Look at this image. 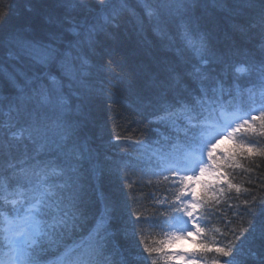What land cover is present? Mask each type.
<instances>
[{"label":"snow or ice","instance_id":"1","mask_svg":"<svg viewBox=\"0 0 264 264\" xmlns=\"http://www.w3.org/2000/svg\"><path fill=\"white\" fill-rule=\"evenodd\" d=\"M132 4L55 0L38 32L21 27L0 35V53L27 57L36 68L14 72L0 62V79L12 89L0 99V264H128L111 243L114 204L105 201L90 224L91 182L113 173L129 189L164 181L175 186V200L163 201L164 221L130 209L125 234L139 239L143 224L161 231L179 224L182 235L162 245L181 238L196 243L194 236L204 233L198 214L207 212L219 185L240 192L229 180L237 158H264V0H138L140 13ZM209 7L227 17V44L217 41L220 25L207 16ZM137 15V35L147 28L159 54L133 64L116 45L124 18ZM122 99H132L149 111L150 125L166 130L147 159L143 140L109 157L89 137L96 110ZM227 139L234 147L221 149ZM197 184L203 185L199 195ZM148 199L160 203L154 195ZM255 230L250 223L244 231ZM260 232L264 239V223ZM199 243L186 264H200V252L229 258L224 264L235 259L232 242ZM144 251L150 259L164 247Z\"/></svg>","mask_w":264,"mask_h":264},{"label":"trees","instance_id":"2","mask_svg":"<svg viewBox=\"0 0 264 264\" xmlns=\"http://www.w3.org/2000/svg\"><path fill=\"white\" fill-rule=\"evenodd\" d=\"M54 3L55 0H0V35H7L21 27H31L38 32L44 16L52 9ZM137 3L138 0H133L132 6L136 8L137 13H140L142 10L137 7ZM29 7L32 9L30 12L26 10ZM204 11L208 17L219 23L218 30H224V33L220 32L222 36L219 35L224 41L225 36L229 33L228 20L222 13L211 7ZM138 19L139 15L135 18L131 16L124 18L116 45L119 55L124 56L133 64L147 61L154 54H159L154 46L153 35L147 28L142 37L137 35ZM217 41L222 43L219 38ZM142 42L153 45L152 50L146 51ZM116 59L118 60L119 56ZM0 62H3V66L9 71L31 74L36 70L27 57L12 60L0 53ZM8 87L6 81L0 79V91L4 92ZM5 94H0V96ZM150 118V113L137 108L132 99H122L115 104H102L94 113L88 134L94 147L109 157L121 156L123 154L122 147L130 141L143 140L145 141L143 158L147 159L148 146L152 149L157 148L154 142L160 138L164 141V135H167L164 127L157 128L156 125H150L148 123ZM235 163L239 166L229 170V180L240 188V192H237L235 188L229 189L226 185L219 186L224 191L221 192L219 188L217 189L215 198L214 195L210 198L208 211L210 212L211 206L217 227H221L228 219L230 223L225 224L226 233H238L236 237L238 247L232 264H264V239H261L260 232V225L264 223V158L259 156L238 157ZM159 184L161 185L154 186L140 183L129 189L121 177L115 173L105 174L98 181L91 182L90 220L97 216V209L101 202L112 200L115 211L112 220L111 243L114 253H119L121 259H126L128 264H152L154 253L150 259H146L149 254L144 249L154 248L155 243L161 237L160 230L152 226L146 227L147 230H145V226L142 225L143 233L137 239L132 236L130 231L125 234L123 228L131 224L130 209H135L143 215L147 211L150 212L151 200L148 197L151 194H154L159 200L166 199L169 192L173 193V188H169L166 182ZM130 197L139 203H133ZM245 200H248L249 203L245 204ZM155 209L156 207H154ZM249 211H251V215H249ZM211 220H214L213 216ZM250 223L256 225V230L249 234L244 230Z\"/></svg>","mask_w":264,"mask_h":264},{"label":"rangeland","instance_id":"3","mask_svg":"<svg viewBox=\"0 0 264 264\" xmlns=\"http://www.w3.org/2000/svg\"><path fill=\"white\" fill-rule=\"evenodd\" d=\"M205 179H207V177H205ZM180 235H182V234H180ZM175 242H176L175 246L178 249V250H175V251H177L175 253L177 254L176 257L178 256V261L182 262L183 264H186V262L189 258V257L185 256L186 249L192 244V241H191V239L181 238L179 240H176ZM181 257H183V259H181Z\"/></svg>","mask_w":264,"mask_h":264},{"label":"bare ground","instance_id":"4","mask_svg":"<svg viewBox=\"0 0 264 264\" xmlns=\"http://www.w3.org/2000/svg\"><path fill=\"white\" fill-rule=\"evenodd\" d=\"M224 18L227 19V17H224ZM221 31L224 33V30H223V29L217 30V32H216V37H217V39L219 38V39L221 40V42H222L221 44H223V42H224V44H227V43L229 42V33H227V35L225 36L224 41H223V39L220 38V36H222V35L220 34ZM219 35H220V36H219ZM218 36H219V37H218ZM10 91H12V89H11L10 87H8L6 91H4V92H1V91H0V92H1L0 94H4V93H6V94L4 95V97H5V96L11 94ZM148 113H149V111H148Z\"/></svg>","mask_w":264,"mask_h":264}]
</instances>
